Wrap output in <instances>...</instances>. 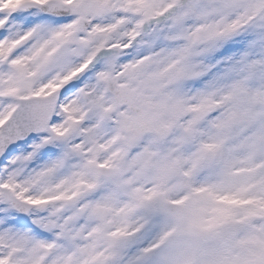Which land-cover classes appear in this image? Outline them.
Listing matches in <instances>:
<instances>
[{
    "label": "snow or ice",
    "instance_id": "6c2138e0",
    "mask_svg": "<svg viewBox=\"0 0 264 264\" xmlns=\"http://www.w3.org/2000/svg\"><path fill=\"white\" fill-rule=\"evenodd\" d=\"M0 264H264V0H0Z\"/></svg>",
    "mask_w": 264,
    "mask_h": 264
}]
</instances>
